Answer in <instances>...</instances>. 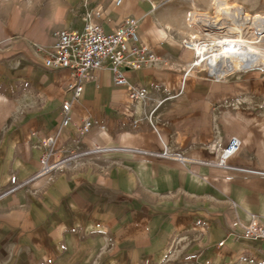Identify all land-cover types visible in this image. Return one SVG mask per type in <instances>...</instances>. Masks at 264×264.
I'll use <instances>...</instances> for the list:
<instances>
[{"label":"crops","instance_id":"0c3cea01","mask_svg":"<svg viewBox=\"0 0 264 264\" xmlns=\"http://www.w3.org/2000/svg\"><path fill=\"white\" fill-rule=\"evenodd\" d=\"M114 3L0 0V182L32 184L0 199V210L15 215L17 255L46 253L49 264H231L240 255L263 257L264 242L234 237L231 223L255 217L264 226V142L258 145L249 126L225 131L222 94L191 95L201 79L187 75L197 57L182 41L196 34L191 13L206 9L197 0ZM126 18L139 20L140 42L158 58L125 73L130 84L148 89V99L132 101L105 66L72 101L71 123L62 127L71 76L43 61L54 33L81 32L89 23L113 33ZM85 121L92 129L81 135ZM52 136L56 154L48 164L76 157L47 179L39 175L40 159ZM217 136L222 145L239 138L241 150L227 163L242 171L217 163L207 148Z\"/></svg>","mask_w":264,"mask_h":264},{"label":"built area","instance_id":"2783aa9c","mask_svg":"<svg viewBox=\"0 0 264 264\" xmlns=\"http://www.w3.org/2000/svg\"><path fill=\"white\" fill-rule=\"evenodd\" d=\"M123 2L124 0H115L114 5L119 8ZM138 26V19L126 18L113 33H106L100 25L92 23L85 25L81 32L59 30L54 33V47L51 51L44 53L43 61L46 68L53 70L65 69L69 71L71 76V80L67 85V91L71 93V100L64 101L59 112L62 127H67L71 123L72 101H76L82 95L84 84L94 78V72L105 66L109 67L111 75H113L114 85L125 87L132 101L143 103L148 99V89L130 84L125 74L126 71L140 70L158 61L154 53L140 42ZM189 41L190 39L182 41L187 49H191ZM91 129L92 123L85 121L80 128V134L87 135ZM56 139L55 136L49 137L43 144L47 150L40 159L42 170L39 175L47 174V172L60 167L64 160L76 157L73 155L60 162L48 164L49 158L56 154L54 150ZM209 148L216 153L217 163L221 167L228 170L242 171L233 166L230 167L227 163L230 157L241 150L239 138L230 137L226 145L215 141ZM162 155L165 157L172 156L167 152ZM248 172L256 173L254 171ZM16 189H11L8 192ZM231 229L234 237L238 236L246 240L264 242V226L255 217H251L247 223L234 220L231 223ZM218 245L222 246L223 242ZM200 264H212V262L205 260ZM231 264H264V256L257 258L250 255H240Z\"/></svg>","mask_w":264,"mask_h":264},{"label":"rangeland","instance_id":"374dc122","mask_svg":"<svg viewBox=\"0 0 264 264\" xmlns=\"http://www.w3.org/2000/svg\"><path fill=\"white\" fill-rule=\"evenodd\" d=\"M212 1L213 0H197V4H199L201 8L206 9V12L196 10L197 13H204L208 14L209 16L213 15L214 10ZM229 2L242 6L244 10L250 15H255L257 13L264 15V2L256 3V0H229ZM196 34H194V36ZM200 38L201 41L206 42V37L200 36ZM262 45L261 47L263 49L264 45ZM197 58L194 60V63H196ZM206 70L207 69L203 67V65L199 68L193 69V75L195 74V76L201 80L198 86L193 88L191 87V95H196L199 92L205 94L209 91L211 93L215 92L218 94H222L223 99L218 105V108L220 107L221 112L228 113L225 118V131L230 132L234 129V127L236 128L239 126H249L256 132L258 137V145L260 146L261 142H264V69L258 68L253 70H246V72L243 71L228 74V77L225 76L221 79H217L216 76H210ZM205 80H209L212 82L214 80L216 81V85L213 87H209L207 85L208 83L204 82ZM215 141L221 143L220 137H215L213 141L207 144V148L212 146ZM68 157L64 159H67ZM70 162L73 163L72 160H64L62 165ZM62 165L57 169H53L52 171L60 169ZM39 169L41 172V165ZM52 171L47 172V174L41 175V177H47L48 179L49 176L47 175ZM30 186H32V184H29L28 180L18 181L14 177H10L9 179H6V177H4L0 182V199L2 200L11 198L19 190H28ZM14 188L17 189L8 192ZM5 195H7L8 197L6 196V198H2L5 197ZM1 214L6 215L4 219L7 223V235L6 237H3V231L2 229L0 230V264H49V260L44 257L46 253L17 255L18 253L15 243L16 230L14 229L13 225L16 221L15 215L13 213H10L8 209H5L3 211L0 210V215ZM3 238L6 241H4ZM62 260H64L63 257ZM93 260L96 261V259Z\"/></svg>","mask_w":264,"mask_h":264},{"label":"bare ground","instance_id":"6f19581e","mask_svg":"<svg viewBox=\"0 0 264 264\" xmlns=\"http://www.w3.org/2000/svg\"><path fill=\"white\" fill-rule=\"evenodd\" d=\"M212 5L213 15L197 12L190 15V24L197 32L189 41L190 50L198 58L187 67V75H193L192 67L202 65L217 79L264 69V48L261 47L264 45V15H250L242 6L228 0H213ZM200 36L206 37V42L201 41Z\"/></svg>","mask_w":264,"mask_h":264}]
</instances>
